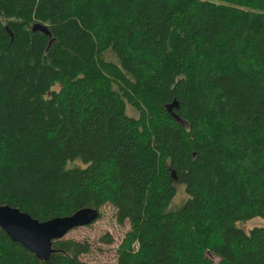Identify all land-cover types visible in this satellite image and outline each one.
<instances>
[{
	"label": "trees",
	"instance_id": "obj_1",
	"mask_svg": "<svg viewBox=\"0 0 264 264\" xmlns=\"http://www.w3.org/2000/svg\"><path fill=\"white\" fill-rule=\"evenodd\" d=\"M106 203L130 223L116 264H264V225H235L264 217V0H0V204ZM90 249L40 258L0 226V264Z\"/></svg>",
	"mask_w": 264,
	"mask_h": 264
},
{
	"label": "rangeland",
	"instance_id": "obj_2",
	"mask_svg": "<svg viewBox=\"0 0 264 264\" xmlns=\"http://www.w3.org/2000/svg\"><path fill=\"white\" fill-rule=\"evenodd\" d=\"M105 57L115 61L119 59L114 51L111 50L105 54ZM127 112L130 115L138 114L137 110L130 104L128 105ZM176 188V195L171 202L172 209L181 206L187 198V192L183 183L177 181ZM100 210L101 216L95 221L70 229L65 237H73L90 242L91 249L80 255L84 261L95 264H116L119 243L130 228V223L128 220L123 222L118 221L116 208L111 203L102 205ZM235 225L248 231L256 225H264V217L254 216L245 221L237 220ZM109 234L112 236V241L106 240ZM213 257L217 262L219 261L217 256Z\"/></svg>",
	"mask_w": 264,
	"mask_h": 264
},
{
	"label": "water",
	"instance_id": "obj_3",
	"mask_svg": "<svg viewBox=\"0 0 264 264\" xmlns=\"http://www.w3.org/2000/svg\"><path fill=\"white\" fill-rule=\"evenodd\" d=\"M33 29L50 32L48 25L40 21L33 24ZM99 215V209L85 207L71 215L41 220L16 206L0 204V226L40 258L50 255L53 239L64 237L76 226L92 223Z\"/></svg>",
	"mask_w": 264,
	"mask_h": 264
}]
</instances>
